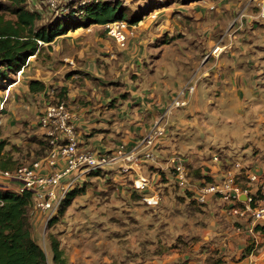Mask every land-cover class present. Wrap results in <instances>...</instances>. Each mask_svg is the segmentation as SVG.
<instances>
[{
  "label": "rangeland",
  "instance_id": "374dc122",
  "mask_svg": "<svg viewBox=\"0 0 264 264\" xmlns=\"http://www.w3.org/2000/svg\"><path fill=\"white\" fill-rule=\"evenodd\" d=\"M79 1L25 0V7L39 14L40 20L36 22L39 25L67 14L72 7L75 8L79 4ZM206 1L122 0L123 5L140 13V19L146 17L140 24L142 27H139L147 28L142 30V32H146V35L149 36L148 38L153 37L155 41L157 39L155 44L158 45L156 47L152 46V48L154 47V52L157 53L154 55H157L158 59L166 55L174 61L176 72L171 71V73H176V75L167 78L168 84L171 86L173 84L177 87L180 83L179 86L181 87L179 89H181L186 84H189V81L192 79L197 87L200 83L205 82V86H212L211 91L207 92L205 98L211 99L216 95L212 83L215 82V72L220 66V57L216 54L214 41L215 34L218 33V30H214V11L216 6H213L212 4L214 3L211 2L205 3ZM189 3L193 6L203 4L210 11L204 16L205 19L202 26L198 27L194 24L195 18H200L199 12L194 13V7L189 8V5L178 7L180 6L178 4L187 5ZM8 4L7 0H0V14L4 18L14 19V15L6 9L9 6ZM172 4H177L174 8L178 7L182 12H187L180 13L174 9H170L168 12H158L159 8L171 7L173 6ZM155 6L160 7L156 9ZM148 7L149 10H146L145 8ZM154 10H157L156 15L150 16L149 14L153 13ZM192 13L193 15H191ZM168 15L175 19V25L170 24V20L167 18L169 17ZM165 30L169 33L167 35L173 37V39L164 45L163 41L160 40L164 38L166 34L164 33ZM191 34L196 35L197 38L204 37L207 41L211 40L208 49L198 51L193 56L190 49L197 51L198 48L194 47V44H191L189 41L192 40V37L189 36ZM64 36L63 38H55L49 44L40 43L41 49L38 55L28 57L24 66L15 74H11L8 81L0 85V141L2 140L1 142L3 143L2 153L4 152L5 156H7V167L14 168L18 165L29 164L45 153L46 150L44 148L46 147L47 149V146L42 141L44 135L42 128L37 122V118L42 107L66 100V92L62 84L65 82L66 75L72 72L70 70L73 65L70 63V58L76 52L75 49L88 54H97L96 60L98 64V60H103L104 62L103 58L104 56L106 58V54L108 58L111 57V54H114L115 56L112 55L114 58L112 63L114 65L109 64L107 68L110 73L114 71L113 69H118L119 71L121 68L119 62L122 63V60L119 55L125 49H119V46L107 34L104 24L79 26L68 30ZM152 48L147 47L146 50L150 51ZM66 56L69 58H65ZM72 58L74 59V57ZM230 61V58L223 59V62L226 63L225 66H230ZM98 64L95 66L96 69L102 68ZM135 66L134 64L133 67ZM129 73L133 76V71ZM179 76L182 77L179 78ZM31 78L41 79L45 83V90L36 93L30 92L28 82ZM206 99L200 98L199 101L201 106H205L203 107V109L206 108L203 110L205 113L200 110L198 111L197 108L191 113L186 110L187 107L170 108L173 111L176 109L177 115H183V120L175 127L172 124L173 120L175 121L176 119L175 113L172 112L171 114L170 112L171 124L168 127L170 126L172 130L167 134L168 128L166 125L164 134L157 140L156 149L159 152V157L153 161L156 166L153 169L149 168L152 171L144 170V174L149 176L153 182L152 187L161 193V205L159 204V208L147 207L142 202L139 194L137 198L133 197L135 192H133L130 186V179L128 177H114L108 172H100L91 175L83 182V186L77 189L76 194L71 197L70 203L65 206L63 212L59 213V216L54 218L49 225L45 224L44 215L38 214L36 218L34 217L35 221L31 216V220L33 218V235L44 248L49 260L51 252L48 234L49 232H54L60 240V247L68 264H86V261L82 257L74 260L71 259L70 241L65 237L66 230L74 233L75 230L86 227L88 230L92 229L95 231H93L94 237L87 235L85 238V247L87 248H85L86 251L84 252L92 253L96 264H106L103 261L109 259V256L114 264H128L130 259H134L136 252L131 249L132 247L129 245V242H126L128 239L124 241L122 238L143 228L136 217V215L140 217L142 214L140 212L137 213L136 209L144 208L145 206L148 209H144L149 212H153L154 209L156 210L153 215V224L158 225V227H155L153 224L148 225V227L161 230L160 234H165L170 241H173L172 247H176L178 244H187L192 239H207L205 235L201 237L200 234L206 233L207 220L205 221L204 218L208 217V212L212 211L214 213L213 208H209V205L198 206L197 202L175 185L171 176L170 157L174 155L177 158H181L190 173L197 174L195 171L200 169L203 162L211 161L215 155L223 160L243 158V155H240L243 146H240V144L248 142L239 138L236 143L241 149L235 147L230 151L226 150L225 147L214 144L217 138L216 129L220 127L219 124H216L217 121L214 120L216 117L214 110H218L219 105H216L214 101H206ZM202 101L205 103H202ZM185 106H187V103ZM190 109L192 108L190 107ZM159 115L160 113L156 117ZM197 115L205 117L200 118L201 121H199ZM194 117L197 118L194 123L197 128H194L193 132H183L186 129L181 126H191L189 121ZM200 127L202 128L200 129ZM245 162L248 163V161ZM194 176L197 177L198 175ZM1 181L9 183L7 180ZM180 191L184 193L183 196L178 194ZM143 214L141 218L147 221L150 218V214ZM184 228L189 232L182 233V229ZM107 232L109 235H107ZM193 234L197 235L193 237Z\"/></svg>",
  "mask_w": 264,
  "mask_h": 264
},
{
  "label": "crops",
  "instance_id": "0c3cea01",
  "mask_svg": "<svg viewBox=\"0 0 264 264\" xmlns=\"http://www.w3.org/2000/svg\"><path fill=\"white\" fill-rule=\"evenodd\" d=\"M207 2L214 3L215 5H212L216 6L214 30H218V33L215 34L214 41L216 54L220 57V66L215 72V82L212 83L216 95L211 99H206L205 95L211 91L212 86H205L204 82L197 87L192 79L189 82L195 85L194 91L186 95L187 106L181 108L187 107L186 110L190 113L196 108L198 111L203 112L206 108L203 109L205 106H201L199 103L200 98H204L209 102L214 101L216 105H219V109L214 110L216 114L214 120L220 126L216 129L217 138L214 144L225 147L228 151L235 147L241 149L240 146H243L240 155H243L245 161H248L249 166L255 171H263L264 19L257 16V0H207L205 3ZM178 5H180L178 7L189 5V8L194 7V13L199 12L200 18H195L194 22L198 27L203 25L204 16L210 12L203 4L195 6L191 3ZM176 6L177 4L171 7L159 8L160 6H158L155 8H159L158 12H168L170 9H174L181 13L182 10L178 7L174 8ZM185 12L187 11L182 13ZM191 15L190 17H192ZM167 18H169L171 25H175L173 17L169 16ZM144 19H140L136 23L135 34L129 38L127 46L125 48L119 47V49H125L121 54L119 53L122 60V63L119 62L121 64L119 71L113 69L114 71L110 73L107 68L109 64H113L114 58L112 55L115 56L114 54H111L110 58L106 54V58L105 56L103 58L104 62L98 60V64L97 54H88L75 49L76 52L70 58V63L73 65L70 70L72 72L66 75L65 82L62 84L66 91V103L75 116L76 131L81 139L80 148L106 150L119 142H124L127 149H133L138 157L139 166H135V168L143 174L144 170L153 169L156 164H154V160H146L142 157L144 146L141 145V137L150 130L153 122L158 118L156 115L158 113L162 115L166 112L172 97L177 89L181 87L179 86L180 83L177 87L168 84L167 78L176 75V73H171V71L176 72V66L169 56H161L158 59V56L154 55L157 54L154 52V47L158 45L155 44L157 39L155 41L153 37L148 38L146 32H142V30L147 29L141 28L140 25ZM164 33L166 34L160 41H163L165 45L173 37L167 35L166 30ZM189 36L192 37V40H189L191 44L198 48L197 51L190 49L193 56L198 51L208 49L211 40L207 41L204 37L197 38L194 34ZM58 37L63 38L65 36ZM152 46L154 47L152 48ZM147 47L152 49L147 51ZM68 56L65 58H69ZM81 58L83 60H79ZM224 58H230V66H225ZM97 64L102 68L96 69ZM134 64L135 67H133ZM130 71H133V76L129 73ZM181 77L179 76V78ZM202 79L204 80V78ZM125 93L126 95H124ZM175 110H169L166 113L167 134L172 130L170 126L168 127L171 124L170 112L171 114L172 112L175 113L176 119L172 123L175 127L183 120V115H177L178 112H175ZM197 116L199 121H201L200 118L205 117L202 115ZM196 120L195 117L190 121L188 120L191 124L189 127L181 126L186 129L183 132H193L194 128H197L194 124ZM239 138L248 143H241L238 146L236 141ZM208 167H210V170ZM152 169L149 171H152ZM220 169L221 166L213 165L209 160L203 162L200 169L195 171L197 174L192 172L194 175L199 176L200 174L199 177L194 175L192 177L189 169L188 171L194 180H198L205 173L219 176ZM100 172H108L114 177H128V174L121 175L117 169H113L96 173L91 172L85 177V180ZM9 184L0 180V186L10 188ZM178 194L184 195L181 191ZM208 205L209 208H213L216 215L210 211L208 217L204 218L205 221L207 220L206 233H202L200 236L205 235L207 239H192L191 242L178 244L176 247L171 246L173 241H170L165 234H160L161 230L148 227V225L153 224L155 209L153 212L145 210L148 209V206H145V209H136L137 213L142 214L140 217L138 215L136 217L143 228L122 238L124 241L128 239L126 242H129L131 249L136 252L134 259H130L128 264H264L262 245L254 244L247 233L236 232L232 218L223 213L218 202ZM159 206L156 208H159ZM143 213L150 214L147 221L141 218L144 215ZM153 225L158 227V225ZM93 231L95 230H88L86 227L77 229L74 233L66 230L65 237L70 241L72 260L82 257L86 264H96L92 253L84 252L87 248L85 247V238L87 235L94 237ZM188 232L185 228L182 229V233ZM107 235H109L108 232ZM196 235L193 234V237ZM103 262L114 264L110 256L109 259Z\"/></svg>",
  "mask_w": 264,
  "mask_h": 264
},
{
  "label": "built area",
  "instance_id": "2783aa9c",
  "mask_svg": "<svg viewBox=\"0 0 264 264\" xmlns=\"http://www.w3.org/2000/svg\"><path fill=\"white\" fill-rule=\"evenodd\" d=\"M257 7L258 17L264 19V0H258ZM156 13L154 10L149 15L154 16ZM104 26L120 48L127 46L136 29V23L124 20L110 21ZM194 88L195 85L189 82L179 89L166 112L158 116L150 130L141 137L144 159L156 160L159 157L156 145L166 130V113L174 107L185 106L186 95L191 94ZM37 122L48 142L46 152L29 164L0 169V179L9 181L10 188L18 193L24 190L31 192L30 215L33 218L42 214L47 224L57 213L68 192L82 186L89 173L113 169L128 174L133 192L141 196L146 206H159L161 193L152 187L149 176L136 170L135 166H139L138 157L133 149H127L124 142L106 150L80 148L81 139L76 131L75 116L66 102L42 107ZM170 162L171 176L179 189L199 205L218 202L223 213L232 218L234 230L247 233L254 244L262 245L264 249V170L255 171L241 157L223 160L215 155L211 162L221 166L219 176L205 173L194 180L181 158L172 155Z\"/></svg>",
  "mask_w": 264,
  "mask_h": 264
},
{
  "label": "trees",
  "instance_id": "16d2710c",
  "mask_svg": "<svg viewBox=\"0 0 264 264\" xmlns=\"http://www.w3.org/2000/svg\"><path fill=\"white\" fill-rule=\"evenodd\" d=\"M7 1L9 6L6 9L15 18H4L0 14V85L8 81L11 74L20 70L28 57L38 55L40 43L49 44L56 37L79 26L105 24L114 20L134 24L140 19V13L123 5L122 0H80L67 14L37 25L40 16L36 11L25 7V0ZM145 9L149 10V7ZM28 88L32 93L42 92L45 90V83L30 79ZM1 141L0 169H12L13 167H7V156L2 153ZM42 141L48 149V142L44 136ZM77 189L79 187L68 192L57 213L47 221V225L63 212ZM137 195L134 193L133 197L137 198ZM31 207L29 190L18 193L12 188L0 186V264H68L60 247V240L54 232L48 234L51 252L50 260L48 259L44 248L37 242L32 232Z\"/></svg>",
  "mask_w": 264,
  "mask_h": 264
}]
</instances>
